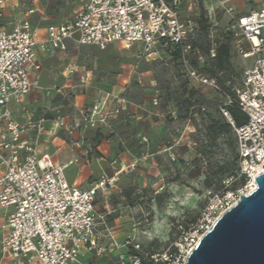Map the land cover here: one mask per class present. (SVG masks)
Instances as JSON below:
<instances>
[{
    "label": "built area",
    "instance_id": "built-area-1",
    "mask_svg": "<svg viewBox=\"0 0 264 264\" xmlns=\"http://www.w3.org/2000/svg\"><path fill=\"white\" fill-rule=\"evenodd\" d=\"M182 2L83 0L72 20L49 23L44 39L39 41L28 20L15 22L10 28L4 25V0H0V209L7 211L0 244L10 254L12 264H89L79 255L92 251L98 257L109 256L115 250L116 264H143L141 256L149 257L152 264H185L190 251L216 219L242 194L256 188L255 178L264 171V3L235 15L226 0L217 1L229 16L223 30L231 33L234 51L250 59L241 82L231 93L215 76L193 65L202 51L195 44L198 15L183 14ZM205 9L209 18L212 13L206 6ZM210 22L209 54L214 56L217 44L212 35L217 22ZM71 42L101 49L115 42L124 48L140 43L143 53L173 46L179 52L183 76L196 87H208L218 93V108L235 131L239 175L245 176L244 183L235 189H208L198 218L189 227L181 228L177 238L160 253L148 255L143 250L136 237L138 222H133L131 233L122 243L118 242L108 211L95 204L98 194L108 196L117 188L120 174L134 169L138 159L111 175L102 173L89 187H78L66 179L64 165L53 163L47 155H36V141L46 129L45 118L27 116L21 123L9 108L11 101L21 103L30 91L39 88L30 77V72L40 67L35 59L36 47L65 51ZM68 71L73 72V67ZM86 80V76L80 77L81 83ZM234 101L247 116L240 126L234 124L228 110ZM128 102L124 96L106 93L100 101L79 109L72 123L58 114L52 122L55 128L68 131L77 126L108 127ZM29 130L35 136L28 141L23 134ZM146 140L143 136L142 141ZM129 246L136 252H127ZM121 247L123 251H119Z\"/></svg>",
    "mask_w": 264,
    "mask_h": 264
},
{
    "label": "crops",
    "instance_id": "crops-1",
    "mask_svg": "<svg viewBox=\"0 0 264 264\" xmlns=\"http://www.w3.org/2000/svg\"><path fill=\"white\" fill-rule=\"evenodd\" d=\"M52 1V0H51ZM43 0H4L2 7L3 23L7 28L15 22L28 20L31 27L36 32V38L43 40L46 33V26L49 23H64L74 18L75 13L83 5V0H56L58 3ZM61 3H60V2ZM218 0H183V14L198 15L199 7L206 6L211 11L209 21L217 22L216 28L224 29L229 21V16L219 8ZM226 5L233 8L235 15L249 12L257 9L264 3V0H226ZM67 6V15L61 14L64 7ZM32 10V12H29ZM66 10V9H64ZM208 17V13L205 9ZM214 27V29H216ZM118 48L123 46L119 42L111 43L101 49L93 45H76L69 43L65 51L56 50L48 47L46 50L36 47L35 59L40 65L35 72H30L31 79H35L39 88H35L28 93L21 103L11 101L9 108L19 122H24L27 116L34 118L43 117L38 112L41 105L39 98L46 96L49 99H66L71 101L68 110L64 111L65 120L72 123L78 117V110L86 108L100 101L106 93H116L128 99L126 109L120 114L115 115L108 127H84L77 126L70 131L55 128L52 122L53 113L45 118V131L36 141V155H47L53 163L64 165V173L69 183L81 188L89 187L92 181L97 179L102 173L111 175L122 165L129 164L133 160V153L146 149V154H142V163L156 164L161 161V157L155 152L159 148L160 136L165 134V128L160 122V113L157 108L148 101L140 100L137 103L132 102L130 97L131 79L139 83L148 82L143 75L136 72L134 64L119 62L115 55L109 54L103 56L101 50L104 51L112 45ZM82 50H80V48ZM88 47V48H86ZM92 57H88L84 53L88 52ZM131 51L136 49L141 55L142 45L135 43L132 47L126 48ZM161 50V49H160ZM133 52V51H132ZM159 52V50H158ZM52 55H60L65 57V64L60 71L47 65V60ZM145 55V54H144ZM82 63L78 61L81 59ZM140 55H138L139 57ZM157 52L146 53L144 58L154 60ZM84 61V62H83ZM86 61V62H85ZM89 65H88V63ZM91 62V63H90ZM73 67V72L68 69ZM55 70V71H54ZM134 72H136L134 74ZM86 76L85 83L80 82V77ZM60 80V81H59ZM147 85L145 90L152 87L153 81ZM59 89V91L57 90ZM147 96L148 93H145ZM134 118L142 120L144 127L137 132V137H133L126 123H123L122 117ZM65 132L67 135H65ZM92 133V134H91ZM130 133V135L128 134ZM63 134L65 136H63ZM90 134L92 135L90 137ZM35 133L33 130L26 131L23 138L33 140ZM146 136L147 142L142 141V137ZM67 138V139H65ZM141 144V146H139ZM146 161V162H145ZM139 162V161H138ZM127 171H123L120 176ZM119 176V178H120ZM118 188V185H117ZM116 190V189H115ZM113 190L112 192H114ZM112 192L110 194H112ZM109 194V195H110ZM108 196L98 194L95 200L96 207L101 210L108 211V220L114 231L118 242L122 243L125 237L132 231V223L126 224V232L119 231L123 226L121 220L116 216L112 217V210L108 206ZM120 216L131 212L128 208L119 209ZM7 211L0 209V232L4 231L6 223ZM125 226V227H127ZM124 228V227H123ZM120 251V249H119ZM116 250L109 256H85L83 259L89 264H116ZM0 264H12L10 254L4 251L0 244ZM32 264H40L35 261Z\"/></svg>",
    "mask_w": 264,
    "mask_h": 264
},
{
    "label": "rangeland",
    "instance_id": "rangeland-1",
    "mask_svg": "<svg viewBox=\"0 0 264 264\" xmlns=\"http://www.w3.org/2000/svg\"><path fill=\"white\" fill-rule=\"evenodd\" d=\"M51 2L58 3L56 0ZM63 7L66 10L63 9L61 14L65 16L68 7ZM201 8L203 6L199 7V13ZM220 30V27L214 29L212 37ZM231 51L230 60L233 71L228 69L220 75L229 79L231 84L237 85L243 77L244 69L250 65V59L241 57L234 51V48ZM84 54L92 57V54L95 53L88 49V52ZM101 54L103 56L115 55L119 62L134 64L136 72L148 79V82L139 83L133 79V74L130 76L132 88L129 94L131 100L134 103L145 100L151 104L155 100L156 103L152 105L160 113V122L165 128V134L160 136L158 151H155L162 158L161 161L156 164L152 162L140 164L144 160L142 154H146V149L133 153V159H138L139 162L137 161L134 169L128 170L120 176L117 183L118 188L108 197V206L110 209H114L112 217L117 216L123 224L119 231L126 232V228H128L126 224L138 222L136 237L141 246L144 249L160 253L178 236L177 224L191 220L200 211L206 190L210 188L205 186L207 177L214 171L222 169L226 178L227 167L236 166L235 142L233 145L229 142V138L234 139V136L222 133L213 138L208 132V115L205 118L197 112L190 118L185 117V93L189 86L181 77L177 61L172 55L161 49L159 52L157 51L154 60H148L144 58L146 53L141 55L136 49L129 51L123 46L118 48L115 44L104 51L101 50ZM138 55L140 56L138 57ZM206 58L207 56L201 51L198 61L202 62ZM81 60L82 56L81 59L78 57V61L82 63ZM65 61L64 56L52 55L46 62L50 69L56 68L58 72V69L63 68ZM149 78L153 84L146 91L145 89L150 87L147 84L151 83ZM197 89L196 95L204 103L207 111L213 117L223 120L215 110L214 92L208 87ZM145 93L148 95L145 96ZM39 99L42 102L38 112L43 117H47L51 113L54 114L53 117L57 114L65 116L64 111L68 110V105L71 103L63 98L53 100L44 96ZM122 118V122L127 124L133 137H137V132L146 127L137 117ZM130 133L128 134L130 135ZM65 135H67L66 132ZM65 135L63 134V136ZM217 178L218 175L213 177L212 188H217ZM124 207L130 209L131 212L120 216L118 211ZM123 249L124 247H121L120 251ZM92 254V251H87L84 255H79V258L84 259L85 256L89 257Z\"/></svg>",
    "mask_w": 264,
    "mask_h": 264
},
{
    "label": "trees",
    "instance_id": "trees-1",
    "mask_svg": "<svg viewBox=\"0 0 264 264\" xmlns=\"http://www.w3.org/2000/svg\"><path fill=\"white\" fill-rule=\"evenodd\" d=\"M197 22L199 24V29L197 32V39L195 40V44L200 47V49L204 52V54L207 56V58L202 62H200L198 60H193L192 63L197 69L204 71L205 73H207L211 76H215L218 79L219 84L224 89H226L232 93L234 87L239 85L242 78L240 79V81L238 82L237 85H234V84L230 83L229 79H226L225 77L220 75L228 69L230 71H233V69L231 68V60H230L231 56H232L231 49L233 48L232 35L229 32H225L223 29H221L219 32H216V35L213 36V41H215L217 44L215 47V55L210 56L209 55V49H210L211 39L209 38L208 33H209L211 22L209 21V18L207 17L203 8L200 9V13L197 16ZM162 50L165 53H168L169 55H172L173 57H175V59L177 61L179 73L181 74V77L183 78V80L189 86V87H187L186 93H185L186 94L185 117L190 118L194 114H197V112L201 113L205 118L208 115L209 116L208 117L209 123L207 124L208 132H209V134H211L213 136V138H215L216 136H218L219 134H222V133L227 134L229 136H231V134H233V136H234V139L229 138V142L232 145L235 142V147H236L237 153H236L234 159L236 161V166L232 167V165H230L229 167H227L226 170H228V172H227L226 178L224 177L225 173H224V170H222V169H220V171L216 170L213 172V174H212L213 177L218 175V178L216 179V182L218 184L217 188L211 187L212 183H213L212 175L207 177L205 186L210 187L208 189H211L212 191H220V190H225V189H235V188L239 187L240 185H242L244 183L245 176L239 175V157H238V151H237L236 135H235V131H234L232 125L227 120V118L222 115V113L220 112V110L218 108V105L220 103V97H219L218 93L216 91H214L213 89H210L215 94V99H216L215 110L219 113V115L222 117L223 120H220V119L213 117V115L207 111L204 103L201 102L198 95H196L198 93L197 88H200V87H196V86L192 85L188 81V79H186L183 76V73L181 71L179 52L177 51V49H175L173 46L169 45L165 48H162ZM226 82H228V83H226ZM202 107H204V109H202ZM228 110H229L230 115H231V117L234 121V124L236 126H240L246 122L247 116L239 108L236 101H234L232 105L228 106ZM204 197H205V195H204ZM205 201H206V197L204 199V202H203L201 208L204 206ZM200 211H201V209H200ZM200 211L191 220L179 222L177 224L178 234L180 233L181 228L189 227L198 218ZM143 250L147 251L148 255H151L154 253H159L157 251H152V250L144 249V248H143ZM127 252H136V251H134V249H132V247L129 246L127 249ZM141 260H142L143 264H152L153 263V261L149 257L141 256Z\"/></svg>",
    "mask_w": 264,
    "mask_h": 264
},
{
    "label": "water",
    "instance_id": "water-1",
    "mask_svg": "<svg viewBox=\"0 0 264 264\" xmlns=\"http://www.w3.org/2000/svg\"><path fill=\"white\" fill-rule=\"evenodd\" d=\"M255 180L256 188L216 219L185 264H264V171Z\"/></svg>",
    "mask_w": 264,
    "mask_h": 264
}]
</instances>
